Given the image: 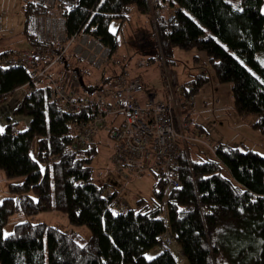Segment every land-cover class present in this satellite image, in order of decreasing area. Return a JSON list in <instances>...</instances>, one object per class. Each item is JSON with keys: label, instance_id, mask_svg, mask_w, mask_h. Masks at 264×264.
<instances>
[{"label": "trees", "instance_id": "trees-1", "mask_svg": "<svg viewBox=\"0 0 264 264\" xmlns=\"http://www.w3.org/2000/svg\"><path fill=\"white\" fill-rule=\"evenodd\" d=\"M156 1L168 4L175 16L170 22L166 17L156 22L155 35L140 33L139 42L154 48L155 56L148 59L161 60V54L162 65L167 67L177 46L203 51L217 79L231 84L234 109L240 115L255 116L252 126L264 134L262 0ZM149 2L78 0L76 8L63 15L65 39L72 34H88L109 49L110 57L118 47L116 34L109 31L110 20H119L122 28L132 5L149 17ZM22 9L23 31L32 45L39 44L29 31V19L34 14L49 13V8L28 0ZM155 37L161 51L154 45ZM10 52L3 51L0 58ZM75 72L80 78L83 70L79 67ZM206 80L202 73L190 81L189 90L181 86L183 99L197 92ZM26 84L30 90L13 114L28 115L27 128L15 130L8 119L0 131V170L9 178L24 177L19 184H9L17 197L0 201V264H178L169 249H155L165 231L180 246L186 264H211L209 259L218 248L210 235L222 219L229 217L242 222L246 229L239 254L253 248L258 251L257 264H264L263 155L219 142L214 159L198 160L191 158L186 144L175 171L177 187L165 195L163 178L146 173L155 179L151 202L140 197L134 207L118 210L113 202L118 192L92 180L90 163L95 143L83 152L70 148L77 117L51 100L45 80L34 78L21 65H0V103ZM93 87L84 83L82 89L91 91ZM34 139L35 158L30 151ZM223 168L232 179L221 174ZM30 189L36 200L25 194ZM53 209L65 212L73 226H88L90 237L83 241L77 231L64 232L44 222H30L27 217ZM14 212H22L23 218L5 237L2 228Z\"/></svg>", "mask_w": 264, "mask_h": 264}, {"label": "rangeland", "instance_id": "rangeland-1", "mask_svg": "<svg viewBox=\"0 0 264 264\" xmlns=\"http://www.w3.org/2000/svg\"><path fill=\"white\" fill-rule=\"evenodd\" d=\"M28 0H0V44L11 47L10 53L24 51L25 49H31L35 45H30L27 35L23 31L24 28V10L23 4ZM237 1V0H236ZM45 5V4H43ZM53 7L49 8V13L41 16L50 17V21L55 18H60L59 11L55 6L57 3H52ZM261 12L264 13V0L261 4ZM166 10L162 12V17H166ZM171 9H169L170 11ZM130 17L120 27V21L117 19L110 20L108 27L109 31L116 34L118 38V47L107 61L100 67L96 66L94 62H89L83 56V53H75L74 57L72 49L74 46L68 47L66 54V63H69V68H65L63 65L50 68L49 73L53 74L57 78L63 79L70 76V84L74 82V78L77 80V72L73 69L81 68L82 81L87 85L99 84L102 77H111L123 69L130 71L132 76H138L148 89L155 92L156 100H160L164 97V84L162 74L166 70L171 71L176 79L177 86H190V81L196 79L200 74H204L207 80L201 84L199 90L192 95L193 103L186 109L189 111V119L195 125H200L205 132V135L209 137L212 143L219 142L226 143L230 146H244L252 149L255 152H259L264 156V134L258 128L252 126L255 121V116L252 115H240L233 107V98L231 91V84L229 82H220L215 76L214 68L208 61L204 52L197 49L185 50L180 47L173 49V62H169L166 66H163V59L161 52L159 53L160 59L156 58L153 61L148 59V56H155L154 48L146 47L139 42L140 33L146 32L149 35L156 33V22L161 19H157L152 14L147 17L137 12L134 5H132ZM33 16H39L34 14ZM31 16V17H33ZM30 17V18H31ZM62 19V18H60ZM49 22L38 28H32L33 31L38 32L39 37L42 35L45 43L43 45H61L64 42L55 44L49 40L51 33L48 26ZM121 28V29H120ZM41 31V32H40ZM50 33V34H49ZM84 34V35H83ZM86 35L88 39L91 36L85 33L78 34V40L83 39L85 41ZM85 36V37H84ZM154 39V37H152ZM87 39V40H88ZM65 41H67L65 39ZM141 41V40H140ZM78 41L75 43V45ZM155 47L161 51L159 47L158 37H155ZM142 46V47H141ZM65 57V58H66ZM80 60V63L77 61ZM61 69L65 71L63 76L56 74L57 70ZM28 85V84H27ZM22 88V87H21ZM19 88V89H21ZM15 90L14 93L8 95L7 99L0 103V129H3L7 120L13 123L15 130H25L29 124V116L21 114H13L16 104L21 101L23 96L28 90L29 85L25 90ZM147 91L140 95V99H146ZM200 132V129L196 128ZM202 133V132H200ZM95 148L96 152L92 158L90 166L93 170L92 180L97 185H106L107 183L114 186V189L119 192V195L114 198L119 202L122 207H134L136 200L140 197L151 202L153 193V178L150 175L133 176L129 180L123 179L118 173L116 174L110 162V155L114 149V141L107 132L99 131L95 135ZM37 140L34 139L30 148L32 156L35 158ZM189 152L192 159L204 160L214 159L215 154L208 149L203 143L192 142L189 145ZM221 174L226 178L232 179L228 170L223 168ZM24 177L19 176L16 178L7 177L2 170H0V201L4 198L17 197L11 193L9 184H19L23 181ZM25 194L33 197L36 200L37 196L33 191L26 190ZM28 219L30 222L46 223L49 226L59 227L62 231H77L82 237L83 241H86L90 237V229L85 225L73 226L70 224L66 213L60 210H47L42 212H36L29 214ZM7 223L3 226V235L5 233H11L13 226L16 222L23 218L22 212H14L8 217ZM246 229L242 222H238L234 218L222 219L218 225L213 229L210 235V241L217 246L215 254L211 255L209 263L211 264H257L256 258L258 256L257 250L248 248L246 253L239 254V247L244 243L246 238ZM170 251L174 254L178 264H186L185 257L181 252L180 246L175 242L171 233H169ZM168 238V237H166ZM236 245V246H235ZM154 253V252H153Z\"/></svg>", "mask_w": 264, "mask_h": 264}, {"label": "built area", "instance_id": "built-area-1", "mask_svg": "<svg viewBox=\"0 0 264 264\" xmlns=\"http://www.w3.org/2000/svg\"><path fill=\"white\" fill-rule=\"evenodd\" d=\"M35 1L48 7H53L52 3L56 2L57 14L63 21V15L75 9L78 4V0ZM149 3L153 17L159 20L167 7V21L174 19L175 13L168 4L156 0H150ZM29 20V28L33 31L32 28L50 22V17L39 15ZM78 34L69 35L67 41L64 39V44L57 46L43 45L45 41L40 34L39 44L24 51L7 53L0 58V65H21L34 78L45 80L49 85L51 100L68 115L77 117L73 123L74 134L70 146L74 152H83L93 146L96 133L105 130L114 141L110 162L115 173L124 179L146 173L163 178L166 195L178 186L175 171L179 154L186 144L204 143L213 153L217 145V142L212 143L207 135L197 131V127L190 122L186 108L193 103L192 96L183 99L181 94L184 89L177 86L175 76L169 70L162 74L164 97L160 100L155 99V93L148 91L146 99L141 100L140 95L146 91L144 83L126 69L102 78L91 91H83L75 78L70 84V76L69 79L52 76L50 68L61 65L69 68L65 57L71 45H74L75 53H83L84 59L94 62L98 67L109 58V49L93 38L88 39L87 35L84 36L85 41L82 38L78 40ZM189 88L185 87L187 90ZM113 202L118 210L122 208L119 202ZM168 241L169 232L165 231L158 238L155 249H169Z\"/></svg>", "mask_w": 264, "mask_h": 264}, {"label": "crops", "instance_id": "crops-1", "mask_svg": "<svg viewBox=\"0 0 264 264\" xmlns=\"http://www.w3.org/2000/svg\"><path fill=\"white\" fill-rule=\"evenodd\" d=\"M48 26H49V30H50V33H51V37L49 38V40L50 41H52L53 43H57V44H59V43H62L63 41H64V39H65V37H66V31H65V29H64V21L62 20V19H60V18H55V19H53V20H51L50 22H49V24H48ZM29 31L33 34V36H34V40H36V41H38V39H39V34H38V32H33V31H31L30 30V28H29ZM49 33V34H50ZM32 44L30 43V45H29V47L31 46ZM74 46V45H73ZM8 50H13L11 47H8V46H5V45H3V44H0V53H2L3 51H8ZM72 53H73V56L74 57H76L75 56V51H74V49H72ZM76 58H78V57H76ZM77 61L80 63V60L79 59H77ZM73 71L75 72L76 70L75 69H73ZM65 71H62L61 69H58L57 70V72H56V74L57 75H59V76H63V74H65L64 73ZM97 84V83H96ZM95 84V85H96ZM27 84L25 85V86H23L21 89H19V91H21V90H25L26 88H27ZM30 87V86H29ZM144 87H145V90L146 91H148V93H155L154 91H152V90H150V89H148V87H146V85L144 84ZM156 97V96H155ZM198 129H200V132H202V133H204L205 134V132H203V129H202V127L199 125H195ZM207 135V134H206ZM222 143V142H221ZM224 144V143H223ZM146 175V174H145ZM144 176V175H143ZM150 176V175H149ZM152 176V175H151ZM128 177H131V176H128ZM152 178H153V176H152ZM124 179V178H123ZM128 180L130 179V178H127ZM155 179L153 178V181H154ZM106 185H109L108 183L106 184ZM109 188L110 189H113V190H115L114 189V186H111V185H109ZM116 191V190H115ZM118 192V191H117ZM118 195H119V192H118ZM119 197L121 198V196L119 195ZM122 199V198H121ZM123 200V199H122ZM138 200V199H137ZM124 201V200H123ZM124 202H126V201H124ZM127 203V202H126ZM128 207H129V205H128Z\"/></svg>", "mask_w": 264, "mask_h": 264}, {"label": "water", "instance_id": "water-1", "mask_svg": "<svg viewBox=\"0 0 264 264\" xmlns=\"http://www.w3.org/2000/svg\"><path fill=\"white\" fill-rule=\"evenodd\" d=\"M78 82L81 83L82 86L84 85V83L82 81V77L78 78Z\"/></svg>", "mask_w": 264, "mask_h": 264}, {"label": "snow or ice", "instance_id": "snow-or-ice-1", "mask_svg": "<svg viewBox=\"0 0 264 264\" xmlns=\"http://www.w3.org/2000/svg\"><path fill=\"white\" fill-rule=\"evenodd\" d=\"M0 131H2V129H0ZM9 235H11V234H10V233H5V234H4L5 237H7V236H9ZM81 247H83V245H81Z\"/></svg>", "mask_w": 264, "mask_h": 264}, {"label": "bare ground", "instance_id": "bare-ground-1", "mask_svg": "<svg viewBox=\"0 0 264 264\" xmlns=\"http://www.w3.org/2000/svg\"><path fill=\"white\" fill-rule=\"evenodd\" d=\"M161 19V18H160Z\"/></svg>", "mask_w": 264, "mask_h": 264}]
</instances>
